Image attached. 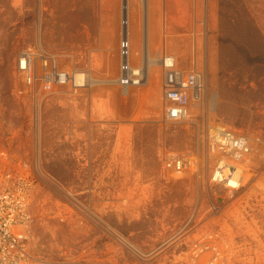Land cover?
I'll list each match as a JSON object with an SVG mask.
<instances>
[{"label": "rangeland", "instance_id": "1", "mask_svg": "<svg viewBox=\"0 0 264 264\" xmlns=\"http://www.w3.org/2000/svg\"><path fill=\"white\" fill-rule=\"evenodd\" d=\"M125 7L133 59L145 45L154 60L148 81L128 91L115 82ZM29 49L95 79L29 84L19 68ZM164 52L205 74L189 120L163 117ZM215 122L264 147V0H0V175L30 170L29 241L41 257L264 264V158L255 151L235 191L210 181L205 134ZM168 151L194 155L197 172L163 168Z\"/></svg>", "mask_w": 264, "mask_h": 264}, {"label": "built area", "instance_id": "2", "mask_svg": "<svg viewBox=\"0 0 264 264\" xmlns=\"http://www.w3.org/2000/svg\"><path fill=\"white\" fill-rule=\"evenodd\" d=\"M119 67L115 78L123 91L148 81L151 62L147 46L143 45L138 60L133 59L128 11L123 9L119 41ZM40 60V71L36 66ZM161 74L163 117L170 121L189 120L202 105L206 91V77L197 66L182 67L174 54L164 52L158 59ZM19 68L26 81L43 82L50 91L56 84L78 89L88 85V73L77 68L59 66L52 53L27 50L19 57ZM205 143L209 155L215 159L209 173L210 181L237 190L252 167L255 151L264 158L263 141L250 137L220 123L206 125ZM163 168L175 174L196 173L199 162L194 155L168 151L160 154ZM34 178L29 169L0 175V264H74L69 259L51 260L34 253L30 248L29 227L32 221L31 193Z\"/></svg>", "mask_w": 264, "mask_h": 264}, {"label": "bare ground", "instance_id": "3", "mask_svg": "<svg viewBox=\"0 0 264 264\" xmlns=\"http://www.w3.org/2000/svg\"><path fill=\"white\" fill-rule=\"evenodd\" d=\"M129 4V3H128ZM148 5V4H147ZM124 7V6H123ZM130 9V8H129ZM148 10V9H147ZM129 11V10H128ZM163 51V50H162ZM161 51V52H162ZM94 77L91 75V74H89V78H88V81L91 83V82H93L94 81ZM101 80V79H100ZM103 80V79H102Z\"/></svg>", "mask_w": 264, "mask_h": 264}]
</instances>
